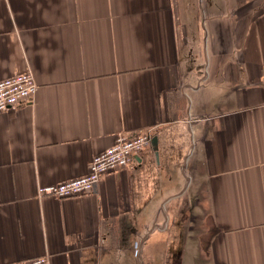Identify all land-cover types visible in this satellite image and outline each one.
I'll list each match as a JSON object with an SVG mask.
<instances>
[{"label": "crops", "instance_id": "obj_1", "mask_svg": "<svg viewBox=\"0 0 264 264\" xmlns=\"http://www.w3.org/2000/svg\"><path fill=\"white\" fill-rule=\"evenodd\" d=\"M0 264H264V0H0ZM146 135L88 195L117 135Z\"/></svg>", "mask_w": 264, "mask_h": 264}, {"label": "built area", "instance_id": "obj_2", "mask_svg": "<svg viewBox=\"0 0 264 264\" xmlns=\"http://www.w3.org/2000/svg\"><path fill=\"white\" fill-rule=\"evenodd\" d=\"M37 85L30 72L0 80V113L34 102ZM146 135H117L114 142L102 152L95 154L88 165V172L78 178L58 184L38 186V198L68 199L93 192L96 184L106 174L129 166L130 162L149 144ZM15 264H49L47 256H39Z\"/></svg>", "mask_w": 264, "mask_h": 264}, {"label": "water", "instance_id": "obj_3", "mask_svg": "<svg viewBox=\"0 0 264 264\" xmlns=\"http://www.w3.org/2000/svg\"><path fill=\"white\" fill-rule=\"evenodd\" d=\"M154 143H155V140L154 139L150 140V144L151 145H153Z\"/></svg>", "mask_w": 264, "mask_h": 264}]
</instances>
